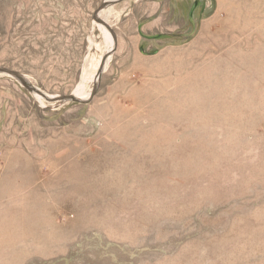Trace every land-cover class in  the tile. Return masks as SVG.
<instances>
[{"label": "rangeland", "instance_id": "1", "mask_svg": "<svg viewBox=\"0 0 264 264\" xmlns=\"http://www.w3.org/2000/svg\"><path fill=\"white\" fill-rule=\"evenodd\" d=\"M111 1L0 0V69L81 101L0 73V264H264V0Z\"/></svg>", "mask_w": 264, "mask_h": 264}, {"label": "bare ground", "instance_id": "2", "mask_svg": "<svg viewBox=\"0 0 264 264\" xmlns=\"http://www.w3.org/2000/svg\"><path fill=\"white\" fill-rule=\"evenodd\" d=\"M106 14L109 16V13H106ZM248 23L250 24V22H248ZM251 23H252V22H251ZM259 23H260V22H259ZM259 23H258V24H259ZM263 24H264V23H263ZM251 25H252V24H251ZM259 25H261V24H259ZM255 26H256V24H255ZM261 26H262V25H261ZM259 27H260V26H259ZM263 29H264V28H263ZM259 30H260V28H259ZM250 33H251V32H250ZM253 34H254V33H253ZM248 35H249V34H248ZM248 35H247V36H248ZM106 36L108 37L107 34H106ZM247 36H246V37H247ZM253 36H254V35H253ZM262 39H263V38H262ZM250 40H251V39H250ZM254 40H256V39L254 38ZM251 41H252V40H251ZM208 42H209V41H208ZM252 42H253V41H252ZM255 42H257V40H256ZM255 42H253V44H254ZM262 42H263V41H262ZM230 43H231V42H230ZM235 43H236V42H235ZM238 43H239V42H238ZM258 43H259V42H258ZM253 44H252V45H253ZM259 44H260V43H259ZM232 45H234V44H232ZM250 46H251V45H250ZM260 46H262V45H260ZM245 47L248 48L247 46H245ZM253 48L255 49V46L252 47V49H253ZM263 48H264V47H263ZM231 49H232V48H231ZM260 49H261V48H260ZM249 50H250V49H249ZM255 50H256V49H255ZM229 51H230V50H229ZM231 51H232V50H231ZM237 51H238V49H237ZM241 51H243V53H244V50H241ZM247 51H248V50H247ZM263 51H264V50H263ZM208 52H209V50H208ZM208 52H207V53H208ZM215 52H216V51H215ZM253 52H255V51L253 50ZM203 53H204V52H203ZM207 53H205V54H207ZM213 53H214V52H213ZM237 53H239V52H237ZM245 53H246V52H245ZM189 54H191V52H190ZM194 54H195V56L191 54L189 57H186L183 61H185V62H186V61H191L192 59H194V58L197 56L196 53H194ZM248 54H249V52L247 53V55H248ZM254 54H255V53H254ZM259 54H260V53H259ZM259 54H258V55H259ZM200 55H202V54L200 53ZM218 55H219V54H218ZM250 55H252L251 52H250ZM256 55H257V54H256ZM212 56H213V55H212ZM219 56H220V55H219ZM231 56H232V55H231ZM238 56H239V55H238ZM238 56H237V57H238ZM241 56H242V55H241ZM243 56H244V55H243ZM261 56H262V55H259V56H257V57H261ZM200 57H201V56H200ZM244 57H245V56H244ZM254 57H255V56H254ZM254 57L251 56V59H253ZM213 58H214V57H213ZM215 58H216V56H215ZM215 58H214V59H215ZM241 58H242V57H241ZM245 58H246V57H245ZM196 59H197V58H196ZM198 59H199V58H198ZM200 59H202V58H200ZM203 59H204V58H203ZM236 59H237V58H236ZM239 59H240V58H239ZM255 59H256V58H255ZM260 59H261V58H260ZM216 60H217V59H216ZM231 60H232V59H231ZM231 60H230V61H231ZM241 60H242V59H241ZM243 60H244V59H243ZM249 60H250V59H249ZM198 61H199V60H198ZM200 61H201V60H200ZM208 61H209V60H208ZM208 61H207V63H209ZM221 61H222V60H221ZM223 61H224V60H223ZM230 61H229V62H230ZM245 61H246V60H245ZM250 61H251V60H250ZM203 62H204V61H203ZM219 62H220V61H219ZM227 62H228V60H227ZM240 62H241V61H240ZM248 62H249V61H248ZM248 62H247V63H248ZM253 62H254V61H253ZM259 62H260V61H259ZM192 63H193V62H192ZM192 63H191V64H192ZM205 63H206V59H205ZM207 63H206V64H207ZM224 63H225V62H224ZM237 63H238V62H237ZM242 63H243V62H242ZM251 63H252V61H251ZM194 64H195V63H194ZM198 64H201V63H197V65H198ZM203 64H204V63H203ZM206 64H205V65H206ZM211 64H212V63H211ZM215 64H216V63H215ZM220 64H221V63H220ZM220 64H218V66H219ZM253 64H254V63H253ZM263 64H264V63H263ZM183 65H184V64H182V67H183ZM186 65H187V63H186ZM201 65H202V64H201ZM207 65H208V64H207ZM225 65H226V63H225ZM236 65H238V64H236ZM246 65H247V64H246ZM258 65H259V64H258ZM184 66H185V65H184ZM199 66H200V65H199ZM186 67H187V66H186ZM195 67H198V66L195 65ZM203 67H204V66H203ZM203 67H202V68H203ZM216 67H217V66H216ZM220 67H221V66H220ZM223 67H224V66H223ZM228 67H229V66H228ZM251 67H252V66H251ZM254 67H255V66H254ZM256 67H257V66H256ZM259 67H260V66H258V68H259ZM261 67H263V65H262ZM184 68H185V67H184ZM189 68H191V67H189ZM193 68H194V67H193ZM193 68H191V69H193ZM200 68H201V67H200ZM202 68H201V69H202ZM210 68H211V67H210ZM225 68H226V67L222 68V70L225 69ZM229 68H230V67H229ZM245 68H246V67H245ZM245 68H244V69H245ZM194 69H198V68H194ZM194 69H193V70H194ZM217 69H218V68H217ZM226 69H227V68H226ZM253 69H254V68H253ZM255 69H257V68H255ZM255 69H254V70H255ZM185 70H186V69H185ZM229 70H230V69H229ZM232 70H233V69H232ZM248 70H251V69H248ZM211 71H213V70H211ZM214 71H216V70H214ZM227 71H228V70H227ZM246 71H247V69H246ZM192 72H193V71H192ZM197 72H198V71H197ZM200 72H201V70H200ZM217 72H218V70H217ZM217 72H216V73H217ZM228 72H229V71H228ZM244 72H245V71H244ZM190 73H191V72H190ZM213 73H214V72H213ZM216 73H215V74H216ZM223 73H224V71H223ZM225 73H226V71H225ZM258 73H259V72H258ZM183 74H184V73H183ZM193 74H195V73H192V75H193ZM200 74H201V73H200ZM218 74H219V72H218ZM221 74H222V73H221ZM229 74H230V73H229ZM251 74H252V76H253V73H251ZM192 75H188V76H192ZM212 75H213V74H212ZM219 75H220V74H219ZM226 75H227V74H226ZM184 76H185V75H184ZM210 77H211V75H210ZM225 77H226V76H225ZM187 78H188V77H187ZM211 78H212V77H211ZM214 78L217 79V78H219V76L217 77V75H216V77H215V75H214ZM257 79H258V78H257ZM199 80H200V79H199ZM255 80H256V79H255ZM203 81H204V80H203ZM220 81H221V80H220ZM238 81H239V80H238ZM240 81H241V80H240ZM210 82H211V81H210ZM212 82H213V80H212ZM214 82H215V81H214ZM243 82H244V81H243ZM252 82H253V79H252ZM200 83H201V82H200ZM200 83H199V84H200ZM208 83H209V82H208ZM216 83H219V81L216 82ZM216 83H214V84H216ZM220 83H221V82H220ZM178 84H179V83H178ZM209 84H210V83H209ZM211 84H213V83H211ZM214 84H213V85H214ZM224 84H225V83H224ZM239 84H240V83H239ZM239 84H238V86H240ZM248 84H249V83H248ZM250 84H251V83H250ZM250 84H249V86H250ZM218 85H220V84H218ZM221 85H222V83H221ZM241 85H242V84H241ZM178 86H179V85H178ZM201 86H202V85H201ZM222 86H223V85H222ZM222 86H221V87H222ZM238 86H237V87H238ZM245 86H246V85H245ZM253 86H254V85H253ZM182 87H183V86H182ZM182 87L179 86L178 88H182ZM188 87H189V86H188ZM202 87H203V90H204V88L206 87V85H205V86H202ZM202 87H200V88L202 89ZM215 87H216V86H215ZM226 87H227V86H226ZM247 87H248V86H247ZM251 87H252V86H251ZM184 88H185V87H184ZM206 88H207V87H206ZM219 88H220V87H219ZM219 88H217V89H219ZM222 88H224V87H222ZM240 88H242V87H240ZM240 88H239V89H240ZM248 88H250V87H248ZM207 89H208V88H207ZM231 89H233V88H231ZM251 89H252V88H251ZM179 90H180V89H178V91H179ZM188 90H189V89H188ZM197 90H199V89H197ZM226 90H227V89H226ZM237 90H238V89H237ZM253 90H254V88H253ZM178 91L176 90V92H178ZM199 91H200V90H199ZM207 91H208V90H207ZM218 91H219V90H218ZM248 91H249V90H248ZM214 92H215V91H214ZM237 92H238V91H237ZM251 92H252V91H251ZM174 93H175V92H174ZM219 93H220V92H219ZM223 93H224V91H223ZM227 93H228V91H227ZM210 94H212V93H210ZM217 94H218V93H217ZM81 95H82V94H81ZM83 95H84V94H83ZM207 95H208V94H207ZM213 95H214V94H213ZM220 95L222 96V94H220ZM182 96H183V95H182ZM218 96H219V95H218ZM86 97H87V96H86ZM201 97H202V96H201ZM210 97H211V96H210ZM219 97H220V96H219ZM219 97H218V98H219ZM226 97H227V96H226ZM226 97H225V98H226ZM75 98H76V97H75ZM223 100H225V99H223ZM193 101H194V100H193ZM210 102H211V101H210ZM203 103H204V102H203ZM207 103H209V101H207ZM212 103H213V101H212ZM200 104H201V102H200ZM208 105H209V104H208ZM210 105H212V104L210 103ZM259 105H260V104H259ZM167 106H168V105H167ZM203 106H204V105H203ZM262 106H263V105H261V107H262ZM187 107H188V105H187ZM197 107H198V106H197ZM206 107H207V105L205 106V108H206ZM212 107H213V106H212ZM198 109H199V108H198ZM215 110H216V109H215ZM208 112H209V109H208ZM208 112H206V113H208ZM215 112H216V111H215ZM191 113H192V112H191ZM252 113H253V112H252ZM204 114H205V113H204ZM216 114H217V113H216ZM216 114H215V115H216ZM219 115H220V114H219ZM163 119H164V118H163ZM217 119H218V118H217ZM221 119H222V118H221ZM260 172H261V171H260ZM262 173H263V172H262ZM261 175H262V174H261Z\"/></svg>", "mask_w": 264, "mask_h": 264}, {"label": "water", "instance_id": "3", "mask_svg": "<svg viewBox=\"0 0 264 264\" xmlns=\"http://www.w3.org/2000/svg\"><path fill=\"white\" fill-rule=\"evenodd\" d=\"M120 0H113L111 1L112 3H116L119 2ZM0 73H4L10 76L15 77L16 79H18L27 89H30L31 91H33L37 96H39L40 98L46 100V101H52V100H57L59 102H68V101H73V102H81L79 101L77 98L73 97V95H69V96H55V97H49L46 94L40 92L38 89L31 87L29 84H27V82L23 79V77H21L19 74L10 71V70H6V69H0Z\"/></svg>", "mask_w": 264, "mask_h": 264}]
</instances>
